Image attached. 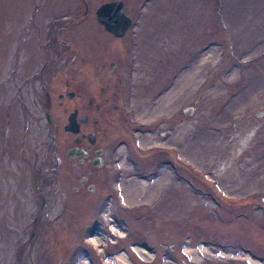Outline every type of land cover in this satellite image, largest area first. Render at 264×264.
<instances>
[{
	"label": "rangeland",
	"instance_id": "1",
	"mask_svg": "<svg viewBox=\"0 0 264 264\" xmlns=\"http://www.w3.org/2000/svg\"><path fill=\"white\" fill-rule=\"evenodd\" d=\"M38 1L0 0V264H264V0H122L97 166L45 121Z\"/></svg>",
	"mask_w": 264,
	"mask_h": 264
},
{
	"label": "flooded vegetation",
	"instance_id": "2",
	"mask_svg": "<svg viewBox=\"0 0 264 264\" xmlns=\"http://www.w3.org/2000/svg\"><path fill=\"white\" fill-rule=\"evenodd\" d=\"M66 1L39 0L35 5V14L42 16L51 13V18L46 25L47 34L43 46L46 49V59L42 62L37 75L39 87L45 89L43 115L46 123L50 125L55 118L49 110L55 106L61 112L59 119L62 115L64 117L63 129L67 115L74 111L77 133L72 134L64 129L63 131L71 141L69 146L81 147L84 155L69 157L83 161L91 153L88 158L89 162L99 161L98 165H100L103 160V148L97 146V130L102 125L100 124L102 119L99 116L107 114L110 117L104 120V126L118 123L124 125L125 123L126 127L129 124L126 113H119L120 115L117 113L120 107L119 88L123 86L122 76L126 71L128 72L129 61L123 55L116 57L115 60L110 59L114 50L111 41H105V38L121 36H115L107 31L95 18L98 5L108 0L101 1L92 12L104 35H97L94 24L91 26L86 24L89 22L86 18L92 0H72L70 3ZM73 5L76 6L72 8ZM80 5L81 10L75 12L76 7ZM122 6L126 5L122 3ZM129 10L128 6V10L125 11L128 16ZM45 87L51 89L52 92ZM55 90L56 92L53 93ZM80 91L87 93L85 97H79ZM91 113L97 114L99 119H90ZM81 116H85V119L81 120ZM123 120L124 123H122ZM89 132L94 133V143H89L87 140ZM75 138H78L77 143L74 141ZM84 179L85 177H80L81 181Z\"/></svg>",
	"mask_w": 264,
	"mask_h": 264
},
{
	"label": "water",
	"instance_id": "3",
	"mask_svg": "<svg viewBox=\"0 0 264 264\" xmlns=\"http://www.w3.org/2000/svg\"><path fill=\"white\" fill-rule=\"evenodd\" d=\"M122 0H108L105 1L103 3H101L100 5H98V7L96 8V12H95V18L96 20L101 23L104 28L111 32L113 35L115 36H121L124 31L129 27V25L131 24V19L130 17L124 12L128 10V6H122ZM116 9H118L119 13H121V18L118 16V14H115V18H112L109 13L107 12V10H113L115 11ZM98 11V12H97ZM124 16V18H123ZM120 18V20H119ZM126 21H123L125 20ZM118 21H123L120 26L122 25L123 27H121L120 29H115L112 30L111 27L113 24H115ZM125 25H123V23H125ZM75 116V112L72 111L67 115V119H66V124L63 126V129L65 131H68L72 134L77 133V121L74 119ZM72 119L74 120L73 122L75 123V126L72 125ZM81 120L85 119V116H81L80 118ZM94 133L93 132H89L88 133V142L89 143H94ZM93 137V138H92ZM93 139V140H92ZM76 143L78 142V138H75L74 140ZM65 154L67 156H83L84 155V150L81 147H78L77 145H72L69 146L66 151ZM92 165H98L99 161H95L92 160L91 161ZM88 189L90 190V186L88 187ZM40 200H41V204L43 203V196L40 194Z\"/></svg>",
	"mask_w": 264,
	"mask_h": 264
},
{
	"label": "bare ground",
	"instance_id": "4",
	"mask_svg": "<svg viewBox=\"0 0 264 264\" xmlns=\"http://www.w3.org/2000/svg\"><path fill=\"white\" fill-rule=\"evenodd\" d=\"M97 12H98V11H97ZM107 12L109 13V15H110L112 18H115V14H118V16H119L120 18H121V16H122L121 13H119L118 9H116L115 11H113V10H107ZM120 18H119V20H120ZM123 18H124V16H123ZM123 21H126V19L123 20ZM123 21H118V22H116L115 24L112 25L111 29L114 30V31H115V29H120L121 27H123L122 25L120 26V24H121ZM125 24H126V22L123 23V25H125ZM74 119H75V116H74ZM73 121H74V120L72 119V122H73ZM72 125L75 126V123L73 122ZM76 127H77V126H76ZM93 137H94V136H93ZM119 259L124 261L123 258L118 257V260H119Z\"/></svg>",
	"mask_w": 264,
	"mask_h": 264
}]
</instances>
